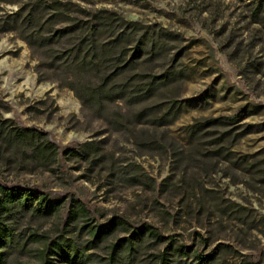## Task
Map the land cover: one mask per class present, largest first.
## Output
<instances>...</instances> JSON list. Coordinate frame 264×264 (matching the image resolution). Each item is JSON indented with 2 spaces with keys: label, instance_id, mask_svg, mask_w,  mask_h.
Segmentation results:
<instances>
[{
  "label": "rangeland",
  "instance_id": "1",
  "mask_svg": "<svg viewBox=\"0 0 264 264\" xmlns=\"http://www.w3.org/2000/svg\"><path fill=\"white\" fill-rule=\"evenodd\" d=\"M24 1L0 0V20ZM72 1L178 33L169 43L180 53L175 60L170 53L166 65L184 75L159 100L161 112L173 97L182 108L170 124L112 129L88 115L70 87L39 80L26 40L0 27V117L45 132L60 148L46 157L3 141L0 182L62 201L50 215L17 219L21 239L36 233V240L13 247L6 264H39L52 239L83 248L91 227L107 230L116 220L106 238L84 250L90 257L74 264H108L111 243L145 223L156 234H145L131 264H159V253L180 247L174 264H196L213 250V264H264V20L251 16L255 0ZM215 117L221 121L207 123ZM195 122L204 126L190 136ZM91 140L98 151L90 159L65 152ZM81 205L88 213L68 221Z\"/></svg>",
  "mask_w": 264,
  "mask_h": 264
},
{
  "label": "trees",
  "instance_id": "2",
  "mask_svg": "<svg viewBox=\"0 0 264 264\" xmlns=\"http://www.w3.org/2000/svg\"><path fill=\"white\" fill-rule=\"evenodd\" d=\"M251 16L255 21L264 20V0L253 2ZM0 23L3 31L13 30L26 40L32 55L38 59L39 80L52 79L70 87L80 98L87 114L103 118L112 129L129 125L131 130L130 124L160 126L172 123L179 116L182 104L178 97L172 98L164 112H161L163 101L159 100L164 87L184 75L183 69L174 64L166 65L173 52L169 42L177 39L179 34L165 26L145 24L112 8L82 6L72 0H25L16 10L7 13ZM179 51L171 54L174 60ZM237 116L228 119L236 121ZM210 121H221V118H208L207 123ZM203 126L204 123H193L190 136L196 135ZM131 133L137 137L134 131ZM3 141L31 148L46 157L60 154L58 144L45 132L0 117V145ZM97 151L98 146L92 140L82 149L65 150L68 154L88 159ZM61 204V199L40 190L0 182V264L7 263L13 247L22 249L29 240H36L33 238L36 233L24 241L21 239L22 235L15 226L18 218L50 215ZM81 211L88 213L85 206H78L69 214L68 221ZM120 222L114 221L107 230L91 227L93 238L83 248L76 241L66 242L67 238L48 241L40 251L39 264H74L90 257L84 250L106 238ZM143 226V229L127 227L132 230L131 234L111 243L108 264L132 263L145 234H156L147 223ZM178 250L180 252L175 249L159 253V264H174L172 254L181 253L182 247ZM215 252L199 255L196 264H213L217 257Z\"/></svg>",
  "mask_w": 264,
  "mask_h": 264
}]
</instances>
